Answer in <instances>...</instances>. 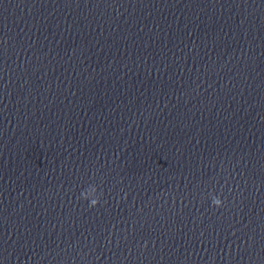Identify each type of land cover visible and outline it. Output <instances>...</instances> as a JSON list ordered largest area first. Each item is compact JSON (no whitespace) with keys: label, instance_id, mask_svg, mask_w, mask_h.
I'll return each mask as SVG.
<instances>
[{"label":"clouds","instance_id":"9594fccd","mask_svg":"<svg viewBox=\"0 0 264 264\" xmlns=\"http://www.w3.org/2000/svg\"><path fill=\"white\" fill-rule=\"evenodd\" d=\"M81 198L89 201L90 207H95L99 204V196L97 195V188L95 185H89V187L81 192ZM212 204L219 207L222 204V201L217 198H212Z\"/></svg>","mask_w":264,"mask_h":264}]
</instances>
